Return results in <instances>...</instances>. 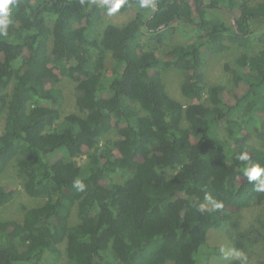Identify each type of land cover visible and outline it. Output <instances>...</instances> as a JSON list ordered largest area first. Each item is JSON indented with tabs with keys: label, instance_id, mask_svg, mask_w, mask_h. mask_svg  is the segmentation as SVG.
<instances>
[{
	"label": "trees",
	"instance_id": "16d2710c",
	"mask_svg": "<svg viewBox=\"0 0 264 264\" xmlns=\"http://www.w3.org/2000/svg\"><path fill=\"white\" fill-rule=\"evenodd\" d=\"M154 2L149 16L103 27L101 0H15L0 35V176L15 162L44 203L22 221L0 218V264H210L200 255L212 230L237 250L264 241L263 222L243 229L234 216L264 205L243 174L264 167V31L252 29L264 0ZM218 9L232 21L209 16ZM180 22L195 41L160 52ZM228 43L244 49L225 65L238 94L205 81L208 57ZM170 68L183 72L187 105L166 89ZM64 78L77 84L78 112L62 118ZM16 193L0 186V209Z\"/></svg>",
	"mask_w": 264,
	"mask_h": 264
},
{
	"label": "rangeland",
	"instance_id": "374dc122",
	"mask_svg": "<svg viewBox=\"0 0 264 264\" xmlns=\"http://www.w3.org/2000/svg\"><path fill=\"white\" fill-rule=\"evenodd\" d=\"M155 7V2L154 7L149 9H141L139 7V4H136L126 12H117L113 15L106 14L102 26L105 27L110 23L115 25H125L126 23L134 19L140 12L145 16H149L152 11L155 10ZM208 14L212 18H219L227 23L232 21L231 14H229V12L225 9L210 11ZM252 29L257 34L261 33L262 31H264V24L258 20L254 21L252 22ZM195 39V27L192 24L189 25L180 22V24H178L176 27V31L168 37L166 42L162 43L161 40H157V42L158 44L161 42L159 46L161 47L160 52H162L168 50L170 48L168 46L170 45L174 46L176 44H188L195 41ZM144 41L149 43L150 46L154 47L153 42H150L148 35L144 37ZM229 45L230 48H228L223 53L211 55L208 57L207 66L205 69V81L207 85H225L227 86L229 91L233 92L234 94H238V90H236L233 86V77L230 72H227L225 70V65L233 63L234 59L238 55L243 53L244 49L239 48L238 46L233 44ZM107 63L108 65L112 63L110 56L108 57ZM183 77V72L176 68L167 69L163 74V78L166 81L165 84L168 93L182 104L187 105L188 103H190V101H188L183 96L181 91ZM57 87L62 90V93L64 95V102L61 108L62 118L70 113L78 112L76 105L77 84L69 79L64 78L60 81ZM203 100H205V97ZM4 124V119L0 120V134L4 130ZM107 137H110V139H116L117 135L113 131L109 135H107ZM255 142L253 140L252 144H254ZM75 161L79 165H84L87 162V157L85 155L80 156L76 158ZM164 172L169 176L172 174L171 170H167ZM117 180H121V177H118ZM0 186L14 188L15 190H17L14 199L9 204L3 206L0 209L1 219L22 221L26 209L38 207L44 203L43 199L32 198L26 194L24 190V181L19 177L15 162L9 165L4 173L0 176ZM206 206L210 207L211 204H207ZM234 216L241 221L243 229H246L250 224L255 223L256 226L263 230L261 226L262 223H257V221L259 220L264 223V205L255 206L251 209L241 211L240 213L234 214ZM76 221L77 218L75 215H73L72 224H74V222ZM208 239L209 248H203L200 255L203 263L208 260L210 264H226L230 259H234L231 253L232 250L236 248L234 244H232V242L229 240L227 232L224 229L210 231ZM214 249H217L220 254L215 256V254H213ZM221 249H223V251H221ZM62 250L64 252V246ZM240 251L245 254L250 264H257L259 260L264 259V241L254 244L251 248H249L248 251H246L245 249H240ZM210 252L212 254V257L208 256ZM64 258L65 257H63V263L65 262Z\"/></svg>",
	"mask_w": 264,
	"mask_h": 264
},
{
	"label": "clouds",
	"instance_id": "9594fccd",
	"mask_svg": "<svg viewBox=\"0 0 264 264\" xmlns=\"http://www.w3.org/2000/svg\"><path fill=\"white\" fill-rule=\"evenodd\" d=\"M128 0H101V3L107 7V14L113 15L120 11L121 8L125 6ZM15 0H0V35H7L9 25L12 23V11ZM139 7L141 9H149L154 7V0H138ZM237 159L240 161H245L249 159L247 152H242L237 156ZM243 174L247 178L249 183L253 181H259L255 185V190L258 192H264V167L256 164L251 167H246L243 169ZM74 186L83 191L85 188L84 183L77 179L74 182ZM210 199V197H206ZM218 207L221 205H217ZM204 206H200V210L203 211ZM223 251V249H221ZM231 255L234 259L241 261V264H247V257L245 254L240 251L233 249Z\"/></svg>",
	"mask_w": 264,
	"mask_h": 264
}]
</instances>
